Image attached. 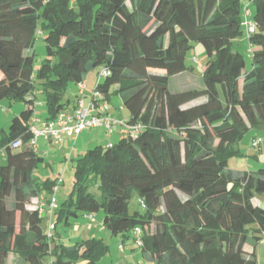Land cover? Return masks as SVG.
I'll return each instance as SVG.
<instances>
[{
    "label": "trees",
    "instance_id": "1",
    "mask_svg": "<svg viewBox=\"0 0 264 264\" xmlns=\"http://www.w3.org/2000/svg\"><path fill=\"white\" fill-rule=\"evenodd\" d=\"M245 20L255 29L246 36L252 64L243 73V55L232 44ZM38 36L45 56L34 70ZM193 43L207 59L204 99L183 108L196 93L175 96L168 86L192 70L186 61ZM90 71H104L96 89L108 104L114 87L127 123L140 129L77 159L73 191L57 204L48 237L46 208L40 213L33 202L43 191L53 195L56 179L35 175L44 161L30 144L35 104L40 93L45 122L54 121L68 109L69 84L84 82ZM3 101L23 108L0 130V264L10 255L23 264H99L109 250L102 239L66 245L58 231L99 212L102 226L123 243L135 246L133 232L141 230L135 247L146 264H258L264 206L253 199L264 196V167L227 165L245 157L242 138L264 126V0H0ZM133 196L140 210L130 212Z\"/></svg>",
    "mask_w": 264,
    "mask_h": 264
},
{
    "label": "rangeland",
    "instance_id": "2",
    "mask_svg": "<svg viewBox=\"0 0 264 264\" xmlns=\"http://www.w3.org/2000/svg\"><path fill=\"white\" fill-rule=\"evenodd\" d=\"M254 5H249V11L252 17L254 13ZM232 49L239 51L244 58L245 61V68L243 69L244 72H249L251 69L252 58L249 55V46L246 40V33L244 32L243 35L239 36L232 44ZM34 70H37L39 67L42 59L45 56V45L40 36L37 37L35 44H34ZM206 55L204 49L199 43H193V48L189 53V57L187 58L186 64L192 70L183 73L177 74L170 78L169 81V91L177 96L184 92H195L196 95L194 98L187 100L182 106H191L193 104L199 103L204 98V84L202 80V68L206 62ZM93 76L96 81H98L99 76L94 71H90L86 74ZM95 81V83H96ZM74 87L73 84H69L66 92V98H73L69 94L71 93L72 88ZM219 92L221 95V99L223 98L221 89L219 88ZM76 94V93H75ZM74 94V95H75ZM75 98V97H74ZM189 98V97H188ZM89 100V98H88ZM7 101L2 103L0 108V130L7 129L9 126L10 120L13 118V114H18L20 112V107H23L22 104L16 103L7 108ZM108 109L110 110V114L113 116L112 119L122 122L129 119V112L123 107L121 97L115 93L114 87L109 91V102H108ZM7 113V114H5ZM47 117L46 106L43 101V97L41 94H38L37 101L35 104V112H34V125L37 129H43L45 125V119ZM8 118V119H7ZM257 136L261 138L262 143L259 148L252 146V137ZM122 135H119L117 131L113 136L108 134L104 128H92V129H85L81 132V135L78 137V140L74 142V144L69 145L67 148L64 147V144H54L45 141L42 137L37 138V154L44 158L43 163L39 165V167L35 170V175L39 177L40 181H44L46 179L49 180H59L61 179L62 183L58 186V189L55 193V202L60 204L67 200L72 191H73V184H74V169L76 166L77 159L80 156H83L88 150H92L98 146L106 147V145L111 142H117ZM120 137V138H119ZM97 140H102L100 143ZM217 141L215 142V145ZM239 149L245 155V157L249 160V164L254 166V170L258 168L264 167V126H259L251 131H249L240 141ZM235 159H231L228 162V168L233 169L234 164L233 161ZM88 191L97 199H100V191L94 185L90 184ZM43 195L48 197V199L52 200V194H46V191H43ZM48 200V201H49ZM136 197L133 196L129 203V211L133 212L135 210H140L139 206L136 202ZM254 203L256 205L260 204L259 206H264V196H258L254 198ZM33 202V206H34ZM46 215V211L44 213ZM44 216V215H43ZM81 217L77 219L76 224L74 227L71 228H59L58 231H61V236L64 239L72 238L71 244L77 241L86 240L88 238H102V240L108 245L109 250L105 253L100 259L99 264H112V262L116 261L120 263L124 256L127 253L132 254V258L129 260L130 264H146V261L143 259L142 254L138 248L135 246H130V242L126 243L124 250L127 252L126 254L120 252L118 250L119 240L118 238L112 237L110 233L104 229L103 227L99 226L100 230L106 233V237H102V233H96L95 235H88L83 234V229L87 228L88 230L92 227H97V224H90L86 219ZM102 218V214L98 213L97 222H100ZM48 225V218L42 221V228L46 230ZM60 229V230H59ZM153 227L150 228L152 230ZM99 230V231H100ZM108 235V236H107ZM76 236V237H73ZM133 245V244H132ZM264 245V239L260 242V245ZM264 247V246H263ZM131 248V249H130ZM132 250V251H131ZM123 257V258H122ZM124 262V261H122ZM81 262H78L80 264ZM117 263V264H118ZM7 264H23L21 262L18 263V260L13 255H10L7 261ZM116 264V263H115ZM149 264H153L149 262Z\"/></svg>",
    "mask_w": 264,
    "mask_h": 264
},
{
    "label": "built area",
    "instance_id": "3",
    "mask_svg": "<svg viewBox=\"0 0 264 264\" xmlns=\"http://www.w3.org/2000/svg\"><path fill=\"white\" fill-rule=\"evenodd\" d=\"M244 17H248V11H244ZM244 29L246 36L248 37L250 34L254 32V24L249 20H245ZM104 75V71H101L100 76ZM85 91V83H79L76 86V103L75 108L71 114L60 113L57 118L48 122L44 125L43 129L39 130L34 125L31 127L32 139L30 144L33 148L37 147V138L42 137L45 141L60 144L62 143L65 137L70 138L72 140H76L77 136L83 132L85 129L92 128H104L108 134H112L115 129H122L125 133H130L131 135H135L137 131L140 129V125L131 126L127 123V121H116L112 119L108 114V104L102 95L96 89V85L94 90L89 98V100H85L84 97ZM262 140L259 138H255L252 141L253 147H258L261 144ZM20 146V141L16 140L11 144L13 149H16ZM107 147H111V144H108ZM1 156V155H0ZM62 183L61 179L56 180V186L53 188L54 194L52 195V200L47 204L46 208V217L48 218L47 225V235L51 237L54 229V211L57 207V203L55 202L54 195L58 189V186ZM34 208L38 209L40 213L44 212V204L40 200L34 201ZM142 205V202L140 201ZM87 221L90 223H94V215H85L84 216ZM141 230L136 228L133 232V241L136 247L141 246Z\"/></svg>",
    "mask_w": 264,
    "mask_h": 264
},
{
    "label": "crops",
    "instance_id": "4",
    "mask_svg": "<svg viewBox=\"0 0 264 264\" xmlns=\"http://www.w3.org/2000/svg\"><path fill=\"white\" fill-rule=\"evenodd\" d=\"M249 13H250V11H249ZM250 17H251V14H250ZM183 74V73H182ZM95 75H96V73H95ZM95 78L93 77V76H90V75H87L86 77H85V80H84V83H85V91H84V97H85V100H88V98H90V96H91V94H92V92H93V90H94V87H95ZM239 86H240V88H241V82L239 81ZM71 93H73V94H69L71 97H73V98H71L70 99V97H69V106H68V109L66 110V114H71L72 113V111H73V108H74V105H75V102H76V100H77V98H76V86L74 85V87L72 88V90H71ZM75 94V95H74ZM75 97V98H74ZM204 99V98H203ZM202 99V100H203ZM201 100V101H202ZM200 101V102H201ZM4 102V101H3ZM3 102H1L0 104H1V106H2V103ZM7 108H9L10 106H12L13 104H16V103H9V102H7ZM194 105V104H193ZM1 106H0V108H1ZM192 106V105H191ZM23 107H20V111H21V109H22ZM183 108H186V106H183ZM20 113V112H19ZM18 113V114H19ZM5 114H7V113H5ZM18 114H13V117L14 116H16V115H18ZM107 114L110 116V117H113L111 114H110V110H108V112H107ZM8 119V118H7ZM11 121V120H10ZM46 123V122H45ZM9 124H10V122H9ZM4 129V128H3ZM115 131H117L118 133H119V135H124L125 134V132L122 130V129H115L114 130V132L111 134L112 136H113V134H115ZM81 135V133L78 135V137ZM122 136H120V137H122ZM78 137L76 138V140H78ZM119 137V138H120ZM253 139H255V138H259V137H257L256 135L255 136H253L252 137ZM252 139V140H253ZM259 139H261V138H259ZM75 140V141H76ZM74 140H72V139H70V138H67V137H65L64 139H63V141H62V143L61 144H64L65 146L64 147H68L69 145H73L74 144V142H75ZM97 141H99L100 143L102 142V140H97ZM114 143H116V142H113V143H111V142H109L108 144H114ZM262 143V142H261ZM107 144V145H108ZM106 145V146H107ZM242 152V151H241ZM233 164H234V167L235 168H233V170H239V171H243V170H245V171H252V170H254L255 168H254V166L252 165V164H249V160L246 158V157H242V158H235V160L233 161ZM55 197V196H54ZM36 200H40L43 204H44V207L46 208V206H47V204H48V202L50 201L49 199H48V197L46 198V196L45 195H41V196H39V198L38 199H36ZM35 200V201H36ZM47 200H49L48 202H47ZM253 203H254V199H253ZM255 204V203H254ZM258 205H260V204H258ZM46 211H47V208H46ZM99 213H101V212H99ZM102 214V213H101ZM97 216H98V213L97 214H94V220H95V223L94 224H97V227H92L91 229H87V228H85V229H83V234H88V235H95L97 232L98 233H102V237H106V233H104V231H102V229L100 230V228H99V226H101V227H103L102 226V219H103V216H102V218L100 219V222L98 221L97 222ZM84 219V218H83ZM85 220V219H84ZM76 222H77V220H75L74 221V223H73V225L71 226V227H74V224H76ZM86 222H87V220H86ZM70 227V228H71ZM104 228V227H103ZM105 229V228H104ZM100 230V231H99ZM60 235H61V232H60ZM108 236V235H107ZM73 237H76V236H73ZM115 238H118V240H119V246H120V244L121 243H123L122 242V240H121V238L120 237H115ZM89 239V238H88ZM100 239H102V238H100ZM60 240L63 242V243H65L66 245H71V241H72V238H69V239H64L62 236H60ZM129 243L130 242V246H133L132 245V241H130V240H126V241H124V247H125V245H126V243ZM260 245V244H259ZM257 246V248H256V255H257V261H258V264H264V245H261V246ZM119 246H118V250H119ZM131 249V248H130ZM244 249H245V251H247V252H251V247L250 246H245L244 247ZM132 251V250H131ZM123 253H127V252H125V250L123 251ZM119 254H120V251H119ZM123 258V257H122ZM132 258V254H130V253H127L125 256H124V258H123V260L122 261H124V262H120V263H118V262H116V261H114V262H112V264H130V259ZM80 264H82V262L80 263Z\"/></svg>",
    "mask_w": 264,
    "mask_h": 264
}]
</instances>
